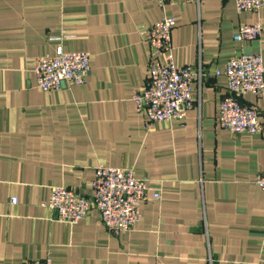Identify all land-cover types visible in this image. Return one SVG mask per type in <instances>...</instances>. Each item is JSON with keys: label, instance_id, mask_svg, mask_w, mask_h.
Here are the masks:
<instances>
[{"label": "crops", "instance_id": "1", "mask_svg": "<svg viewBox=\"0 0 264 264\" xmlns=\"http://www.w3.org/2000/svg\"><path fill=\"white\" fill-rule=\"evenodd\" d=\"M166 15L177 66H201L184 122L151 121L133 92L148 83L151 48L141 28ZM259 21L258 38L236 42ZM58 46L90 53L84 84L43 91L34 61ZM264 64V7L234 0H0V264H264V134L232 133L217 121L231 56ZM264 119V92L244 94ZM99 163L148 179L141 217L115 235L96 206L69 223L46 205L66 185L93 197ZM160 189V198L153 193ZM17 197L13 202L11 198Z\"/></svg>", "mask_w": 264, "mask_h": 264}, {"label": "built area", "instance_id": "2", "mask_svg": "<svg viewBox=\"0 0 264 264\" xmlns=\"http://www.w3.org/2000/svg\"><path fill=\"white\" fill-rule=\"evenodd\" d=\"M165 7L170 0H156ZM199 1V0H188ZM238 13L255 12L264 7V0H234ZM174 17L166 15L148 28L142 27L151 48L152 60L148 67L147 85L133 92L135 107L151 121L178 119L184 122L188 111L195 105L193 85L201 82V66H177L172 59V30ZM262 25L259 21L242 24L232 35L236 42L258 38ZM36 84L43 91L58 90L65 85L84 84L91 71L90 53L69 51L58 46L50 56H39L33 68ZM216 75L226 79V92L221 97L218 124L232 133L264 134V119L252 104L240 98L247 93L255 96L264 92V64L261 54L248 52L231 56L224 70ZM255 182L264 194V171L258 173ZM93 197H88L66 185L52 188L46 205L58 213V218L69 223L87 216L96 206L107 230L112 234L131 229L141 217V205L148 197V179L140 177L131 166H112L99 163L92 179ZM155 198L161 191L156 189ZM13 202L17 197L11 198ZM23 264H54L53 258L32 259Z\"/></svg>", "mask_w": 264, "mask_h": 264}]
</instances>
